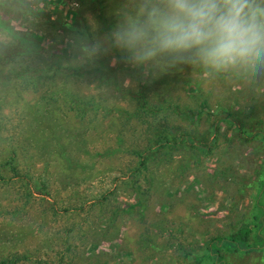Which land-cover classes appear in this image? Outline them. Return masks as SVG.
I'll list each match as a JSON object with an SVG mask.
<instances>
[{
  "label": "rangeland",
  "instance_id": "374dc122",
  "mask_svg": "<svg viewBox=\"0 0 264 264\" xmlns=\"http://www.w3.org/2000/svg\"><path fill=\"white\" fill-rule=\"evenodd\" d=\"M118 4L0 0V264H264V62H82Z\"/></svg>",
  "mask_w": 264,
  "mask_h": 264
},
{
  "label": "clouds",
  "instance_id": "9594fccd",
  "mask_svg": "<svg viewBox=\"0 0 264 264\" xmlns=\"http://www.w3.org/2000/svg\"><path fill=\"white\" fill-rule=\"evenodd\" d=\"M112 15L103 35L81 38L82 62L117 53L153 79L180 64L218 72L264 62V0H119Z\"/></svg>",
  "mask_w": 264,
  "mask_h": 264
},
{
  "label": "trees",
  "instance_id": "16d2710c",
  "mask_svg": "<svg viewBox=\"0 0 264 264\" xmlns=\"http://www.w3.org/2000/svg\"><path fill=\"white\" fill-rule=\"evenodd\" d=\"M263 185V182H259ZM256 226L259 229L255 235L258 246H264V226L260 220L255 217ZM258 220V222H257ZM264 223V222H263ZM262 232V236L260 233ZM250 228L247 225H241L239 229L232 232L227 237H214L212 238L207 247V256L212 260L213 264H224L223 258L220 255V248L226 251H239L248 248V241L250 240Z\"/></svg>",
  "mask_w": 264,
  "mask_h": 264
}]
</instances>
